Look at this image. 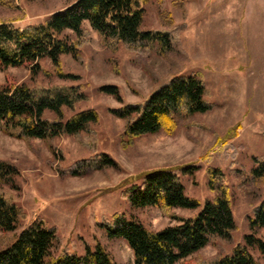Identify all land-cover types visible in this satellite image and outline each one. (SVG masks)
Segmentation results:
<instances>
[{"label":"rangeland","instance_id":"1","mask_svg":"<svg viewBox=\"0 0 264 264\" xmlns=\"http://www.w3.org/2000/svg\"><path fill=\"white\" fill-rule=\"evenodd\" d=\"M75 1L18 0L13 8L0 4V22L19 28L38 25ZM142 6L143 30L174 33L172 53L162 56L155 49L138 54L123 44L107 46L85 25L89 35L79 58H61V70L73 79L58 77L48 60L41 62L48 74L42 72L35 79L27 68L0 70V86L8 82L78 86L86 100L75 112L93 110L99 116L98 123L78 137L43 141L0 131V160L19 170L18 189L3 191L22 212L15 233L43 220L57 230L61 246L56 255H83L87 246L99 244L116 264H134L127 243L110 239L101 225L125 215L159 231L177 225L174 216L195 217L225 188L236 223L231 240H214L178 264L212 261L231 254L254 233L249 221L264 199V179L254 176L264 163V0H142ZM176 74L199 75L213 109L184 119L174 133L127 139L124 121L110 113L122 104L101 89L115 86L124 103L137 104ZM103 153L117 162V169L69 174L80 161ZM184 168L193 173L183 174ZM159 170L178 171L186 195L199 201L200 209L164 213L153 207H131L123 195L125 185ZM15 233L0 232V245ZM254 234L264 240V229ZM251 254L264 264L257 250Z\"/></svg>","mask_w":264,"mask_h":264},{"label":"trees","instance_id":"2","mask_svg":"<svg viewBox=\"0 0 264 264\" xmlns=\"http://www.w3.org/2000/svg\"><path fill=\"white\" fill-rule=\"evenodd\" d=\"M17 1L0 0V4L13 8ZM144 17L142 0H76L38 25L19 28L11 22H0V70L27 68L35 79L45 72L41 62L48 60L58 77L73 79L61 70V58L64 55L79 58V50L89 35L85 25L107 46L123 44L138 54L155 49L162 56L172 53L174 33L143 30ZM101 91L122 104L110 113L124 121V136L129 140L162 131L174 133L184 119L213 109V104L206 100V85L199 75L176 74L137 104L124 103L115 86L103 87ZM85 100L78 86L30 87L8 82L0 86V131L19 139L43 141L62 136L78 137L88 133L90 126L99 120L93 110L75 112L77 104ZM67 112L73 114L67 117ZM117 168V162L103 153L80 161L69 174L85 176ZM181 172L193 173L187 168ZM211 173L215 175L219 171ZM18 176L19 170L14 164L0 160L2 233L17 232L22 212L3 188L17 190ZM254 176L264 179V163L254 171ZM226 191L224 188L214 201H206L195 217L174 216L178 224L159 231H151L125 215H115L111 222L101 227L110 239L127 243L134 264H178L214 240H231L236 223ZM123 195L131 207L137 209L153 207L167 213L177 208L197 210L201 207L199 201L186 195L175 170L149 172L127 183ZM249 227L254 233L264 229V199L254 209ZM254 233L246 235L244 244L229 255L189 264H260L251 251L257 250L264 260V240ZM60 246L57 230L46 226L43 220H35L15 233L12 240L1 243L0 264H116L99 244L94 248L87 246L83 255H56Z\"/></svg>","mask_w":264,"mask_h":264}]
</instances>
